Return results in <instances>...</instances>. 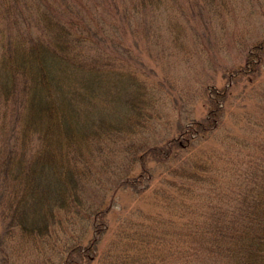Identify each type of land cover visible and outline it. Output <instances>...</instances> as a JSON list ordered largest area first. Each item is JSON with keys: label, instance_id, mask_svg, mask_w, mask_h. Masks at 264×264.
Returning <instances> with one entry per match:
<instances>
[{"label": "trees", "instance_id": "1", "mask_svg": "<svg viewBox=\"0 0 264 264\" xmlns=\"http://www.w3.org/2000/svg\"><path fill=\"white\" fill-rule=\"evenodd\" d=\"M151 2L0 0V264H264V31L184 125L125 42Z\"/></svg>", "mask_w": 264, "mask_h": 264}, {"label": "rangeland", "instance_id": "2", "mask_svg": "<svg viewBox=\"0 0 264 264\" xmlns=\"http://www.w3.org/2000/svg\"><path fill=\"white\" fill-rule=\"evenodd\" d=\"M248 1L152 0V6H140L129 18L125 42L135 51L136 58L146 61L157 77L176 80L185 88L187 97L191 95L192 100L179 109L182 124L202 120L206 115L205 101L197 92L205 82L217 90L230 89L222 104L226 119L241 106L240 92L246 82L228 83L225 75L241 66L246 47L264 31L257 4L252 3L251 12ZM120 4L126 7L128 1ZM241 35L245 48L236 50L232 37ZM119 203L128 206L131 199L122 195Z\"/></svg>", "mask_w": 264, "mask_h": 264}]
</instances>
